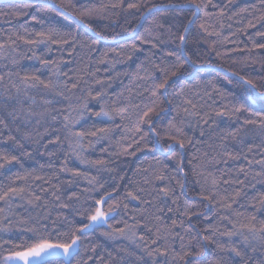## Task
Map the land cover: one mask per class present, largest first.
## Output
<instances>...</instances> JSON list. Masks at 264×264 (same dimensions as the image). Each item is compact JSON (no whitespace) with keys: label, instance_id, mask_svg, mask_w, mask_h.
Here are the masks:
<instances>
[{"label":"snow or ice","instance_id":"6c2138e0","mask_svg":"<svg viewBox=\"0 0 264 264\" xmlns=\"http://www.w3.org/2000/svg\"><path fill=\"white\" fill-rule=\"evenodd\" d=\"M125 3L126 0H116L101 8L114 11L122 9ZM259 3L264 8V0H259ZM34 5H38L37 13L56 14L44 19L37 15L31 17L42 27L47 21L49 27L34 32L25 29L23 34L13 32L6 39H0V59L10 60L15 69L6 75L0 72V143L11 146L7 149L0 147V175L10 172L15 165L23 168L22 158L31 159L37 153L49 157V162L40 165V169L47 168L51 175H37L32 170L24 175L14 174L7 184H0V202L6 205L0 207V264H157L158 260L160 264H178L180 261L188 264V258L202 255L208 243L216 244L218 249L234 258L239 257L243 264H253L254 254L264 253V220H258L256 215L264 212V193L251 198L252 214L233 213L232 210L238 200L246 196L245 186L255 188L249 177L264 180V77L254 80L243 71L215 64L210 58L217 46L215 42L204 53L198 51L199 45L197 49L187 48L192 26L200 21L199 28L206 30L213 17L222 19L226 15L234 6V0H222V6L213 0H167L166 3L136 0L127 3V9L139 12L138 27L111 37L118 46L103 52L97 63L107 65L105 72L108 73L121 63V57L132 60L142 54L144 46L150 45L149 54L140 62L136 73L125 74L137 89L142 87V91L135 92V98H138L135 103L132 89H128V97L123 91L116 93L115 98L109 97L103 88L105 81L95 79L98 72L90 71V64L85 65V70L69 88L68 82L72 77L61 71L63 62L48 58L54 47L61 52L69 46L73 50L86 48L89 59L99 52V42L108 38L102 37L92 28L91 22L86 21L99 14L100 10L79 6V0H27L22 7L13 6L0 11V16H26L27 10ZM210 8L215 11H209ZM247 11V8L240 9L242 13ZM155 13L161 15L148 21V16ZM235 15L237 13H232L228 19ZM141 18L149 23L147 29L140 22ZM68 19L75 20L85 30L83 37L79 31L62 30L63 21ZM261 21H264V13L257 23ZM254 26L249 22L248 27ZM220 27H224L223 23ZM164 33L168 34L167 40L163 38ZM214 34L221 35L222 32ZM257 35L264 37V32ZM255 47L264 49V44ZM22 48L26 51H21ZM156 51L161 53L158 63L155 62ZM202 55L209 59H202ZM146 63L148 67L144 66ZM25 64L29 66L26 68ZM209 69L218 75L205 80ZM42 70H50L47 78H42ZM220 74L230 90L216 86L220 83ZM82 85H87V95L83 94ZM93 85L101 88L94 95ZM170 88L173 89L171 99L168 98ZM77 90L81 91L80 96H75ZM221 100L226 102L220 103ZM97 104L99 110L93 111ZM173 107L175 114L172 119L158 129L160 117L172 112ZM86 116L97 118L104 126L94 125V130L87 132L72 131V126H78ZM116 118L127 120L131 125L126 127L125 139L120 142L127 143V147L116 155H135L129 149L135 146L136 151L142 152L140 145L159 152L161 156L173 153L175 158L178 153L180 161L171 175H165L167 165L151 175L146 168L137 169L145 175L142 186L130 181L105 191V184H101L97 176L88 175L78 167H68V161L75 157L80 165L95 169L98 174L114 171L109 168L113 154L108 147L101 149V155L108 153V159H88L86 153L99 143L110 140L113 127H119L115 124ZM41 128L43 132L39 131ZM61 130L67 133L63 139L59 134ZM4 131L8 132L7 136H4ZM188 131L193 135L189 136ZM49 136L51 140L46 139ZM85 139H88L87 145L84 144ZM257 139L260 141L258 152L257 147L249 143ZM194 140L205 151L199 153L197 149L198 154L188 161L193 174L199 175L197 168L205 165L219 167L242 160L244 163L235 169L234 177L231 169H221V181L213 180L212 191L202 188L197 195L189 197L185 192L188 173L183 160L188 147H196ZM65 141L69 150L63 153V160L59 159L57 151H48L49 146H63ZM246 144L248 147L245 149ZM32 145L35 147L31 151L24 150ZM17 151L20 155L12 154ZM254 168H259V171H253ZM62 174H70V179L53 183ZM225 175L229 179H223ZM81 177L87 180L88 186L71 191L68 186L75 185ZM123 179L125 177H121ZM165 180L168 181L165 186H156V182L163 184ZM221 183L235 186V191L221 195L217 190ZM121 187L124 189L122 196L118 192ZM177 187L184 196L183 207L179 202L180 196L176 195ZM100 192L103 195H99ZM224 192L227 193V187ZM114 193L117 198H114ZM169 198L174 208L168 206ZM197 199L205 210L209 205H217L218 214L220 211L227 214L219 215L215 224L208 223L209 218L205 216L202 223L206 226L201 229L198 223H193L204 215L203 211L193 210ZM134 203L139 211L129 208ZM156 203L162 207L157 208ZM153 208L155 211L149 212ZM129 211H134V214L129 216ZM53 212L56 213L54 217ZM169 215L175 218L171 219V224H166ZM117 216L121 219L117 220ZM162 217L166 226H159ZM193 232L195 236L191 235ZM197 237L203 246L198 252H193L192 245ZM224 237L229 241L227 245L217 242L218 238ZM233 237H239V243H232ZM177 240L180 241L179 250L174 247ZM108 242L118 246L107 252L105 259L104 254L97 253L106 248ZM241 246H246L248 251H241ZM214 264H221V261ZM258 264H264V258L259 259Z\"/></svg>","mask_w":264,"mask_h":264},{"label":"trees","instance_id":"16d2710c","mask_svg":"<svg viewBox=\"0 0 264 264\" xmlns=\"http://www.w3.org/2000/svg\"><path fill=\"white\" fill-rule=\"evenodd\" d=\"M27 0H0V11H7L12 9L13 6L22 7ZM116 0H79V6H88L94 7L99 11V14L94 15L90 18L92 28L95 29L96 32L101 33L102 37H106L108 39L101 40L98 44L99 52L92 54L91 59H89L88 50L86 48H77L73 50L70 46L63 49V52L56 49L54 47L53 52L48 57L49 59H54L57 61H62L60 67L61 71L67 73L72 80L68 82V87L71 88V83L75 82L81 75V73L85 70V65L90 64L91 68L90 71H97L98 75L95 79L105 81L103 88L107 91L108 96L111 98H115L116 93L123 91L124 96L128 97L130 95L128 89H132L131 95L134 97L133 103L137 102L138 98H135L136 91H142V87L137 89L135 83L130 82L129 75L135 74L138 65L141 61L145 60V57L149 54L150 45H146L143 48L142 54L137 57H134L132 60H127L124 57H121V63L116 64L114 70L110 69L108 73L105 72V67L107 65H100L97 61L101 58L103 52L107 51L111 47H117L115 43L111 40L113 36H120L127 32H130L131 29L138 27L137 25V18L139 17V12L132 9H127V3L136 2V0H126L124 7L122 9L112 10H105L102 9V5H108L115 3ZM149 3L156 2V3H166L167 0H148ZM213 3L221 4L222 0H213ZM38 5H34L32 8L28 9V14L26 16H0V39H6L10 36L13 32H19L23 34L24 30L27 29L29 32L34 31H41L46 30L49 27L47 21H45L43 27L33 21L31 17L33 15H37L38 18L44 19L45 16L48 18L55 17V13H37ZM247 8V12H240V9ZM209 11H215V9L210 8ZM232 13H237V15L233 16L231 20L228 19L229 16H232ZM261 13H264V8L260 7L259 0H234V6L226 13V15L221 19L219 17H213L209 22L206 30H201L199 28L200 21L197 22L196 25L192 26L190 30V35L187 41V48L188 49H197V45H199L198 51L204 53L205 51L209 50L213 46V42L217 45L215 51L211 52V60L215 64H222L225 68H233L236 71H243V74L249 76L254 80H259L260 78L264 77V49L257 48L255 45L257 44H264V37L257 35V33L264 32V21L257 23V19L261 16ZM161 14L155 13L154 15L148 16V21H152L154 19L159 18ZM59 19V18H58ZM141 23L144 24V28L147 29L149 27V23L144 21L142 18L140 20ZM249 22H251L254 27H248ZM221 23H223L224 27L221 29ZM64 27L63 31H71L73 33L79 31L81 36L83 37L85 34V30L78 26L77 22L72 19L64 20L63 21ZM230 25V27H229ZM167 27V25H166ZM175 31V29H173ZM143 32V29L140 30ZM222 32L221 35H215L214 33ZM210 33H213L210 35ZM140 34V33H137ZM90 35V34H89ZM146 35V33H145ZM153 35H158V33H153ZM163 38L165 40L168 39V34L164 33ZM227 38V39H226ZM121 43H131V41H121ZM178 43V41H177ZM172 48H175V44H172ZM165 51L168 49H164ZM21 51H26V49L22 48ZM221 53L220 56H217L216 53ZM128 53H125L127 56ZM161 53L160 51H156L155 55V62H160ZM202 59H209L208 56L202 55ZM111 59V57H109ZM233 61L236 63L233 64ZM66 64V67H65ZM29 65L25 64L27 68ZM148 67L146 63L144 65ZM36 67H39L37 64ZM10 70H15L9 61H5L0 59V72L3 74H7ZM43 77L47 78L49 76L50 70H42ZM209 74L204 76L205 80H212L218 74L213 70H208ZM129 75H125V74ZM119 74V76L117 75ZM142 74V73H141ZM111 77L112 79H109ZM160 79L162 80L163 77L161 76ZM220 83L217 84V87L223 88L225 91L230 90L227 86V82L224 80L222 74L219 75ZM63 84L64 81L61 80ZM89 84L92 83L91 80L88 81ZM188 83V82H184ZM83 87V94L87 95V85H82ZM101 88L99 86L93 85V95L96 91H100ZM173 89H169V96L168 98H172ZM81 91L77 90L75 92V96H80ZM226 101L221 100L220 103H225ZM95 103V102H93ZM111 103V100H109ZM161 107H165L161 105ZM99 105L97 104L93 111H98ZM78 114V113H77ZM175 114V108L173 107V111L167 113L160 117V120L157 122V127L162 128L163 126L167 125L169 120L172 119V116ZM135 118L133 117V120ZM115 124L119 127H113V132L111 134L110 140H105L104 142L99 143L94 149H88L86 156L88 159L96 160V159H108V153H104L103 156L101 155V149L108 147L109 152L113 155L111 156V162L109 164V168L113 169L114 171L109 173L107 171L103 173H97L95 169H91L86 165H80L79 161L72 157L71 160L68 161L69 168H79L81 171L85 172L91 176H97L100 180L101 184H105V191H111L112 187H116L117 184H128L130 181H135L138 186H142V182L145 179V175L142 171H137V169H148L149 175L153 172H159L161 169L167 165L168 171L165 175H171L174 169V166L180 161V156L178 153L175 154V158H173V153H169L167 156H161V154L151 148H144L143 145H140V148L143 151H136L135 146L129 149L130 152H135V155H119L121 150L127 147V143H120L123 139H125V129L126 127L131 126L130 123L125 120L121 121L119 118H116ZM95 127H103L104 125L100 123L97 118L91 117L89 118L86 116L81 122H79L78 126H72V131H90L94 130ZM39 131L43 132V129H39ZM4 136L8 135L7 131H4ZM61 138L63 139L66 132L61 130L59 133ZM187 134L192 136L193 133L188 131ZM198 136V132L196 133ZM46 139L51 140L52 137L49 136ZM88 139L84 140V144L87 145ZM130 143V141H128ZM196 144V147L189 146L187 152L185 153L183 163L186 165L185 171L188 173V186L185 189V192L189 197L197 195L202 188L212 191L213 190V180L221 181L220 171L221 169H231L233 177L235 176V169H238L244 161L238 163L229 162L228 165H220L216 167L214 165H205L203 168L198 167L197 172L200 173L199 175L193 174L192 166L188 165V161L191 159L193 155H197V149H199V153H203L205 148L201 147L195 140L193 141ZM252 143L254 147H257V152L259 151L260 141L259 139L255 141H249ZM0 147L3 148H10L11 146L5 143H0ZM35 145L31 147L26 146L25 151H31ZM248 145H245V149ZM68 149V142L65 141L63 146H49L48 151H57L60 160L64 159L63 153L67 152ZM43 151V148H41ZM235 151V149H233ZM14 155H20V152H12ZM251 158V157H250ZM256 158H259L258 155ZM159 161V163H157ZM49 162V157L47 155L41 156L39 153L31 159L28 157H23L21 163L23 164V168L20 165H15L11 167L10 172H4L0 175V184H7L9 182V178L14 174L19 173L20 175H24L27 171L35 170V174L37 175H44L45 177L51 175V172L44 168L43 170L40 169V165H46ZM203 164V161H201ZM58 164V162H57ZM253 171H259V168H254ZM121 177H125V179L121 180ZM179 178V177H177ZM243 179V176L240 177ZM70 179V174H62L58 180H53V183H59L60 181H67ZM223 179H229L227 175L223 177ZM250 183L255 185V188L245 186L243 191L246 193V196L242 199L238 200L237 205L233 207L234 212H243L245 214H252L253 208L251 204L252 197H258L261 193H264V180L259 178L252 179L249 177ZM31 182V181H29ZM168 183L167 180L161 184L160 182H156L157 187H163ZM175 183V181H173ZM111 185V187H108ZM88 186L87 180L84 178H78L76 184L71 187V191H78L86 188ZM227 187V193L224 192V188ZM221 195H226L228 193H232L235 191V186H225L221 183L219 189H217ZM176 195L180 196V205L183 207L184 205V196L181 195V190L179 187L176 188ZM118 192L122 196L124 193V189L121 187L118 189ZM99 195H103V192H100ZM114 198L116 194H113ZM96 198H99L97 196ZM147 198V197H146ZM218 198V197H217ZM112 201L110 200L109 203ZM155 203V202H154ZM240 205H244V207H240ZM168 206L175 207L171 203V198L168 200ZM0 207H6L2 202H0ZM156 207H162L161 204L156 203ZM130 209L135 211H139L137 204L129 205ZM217 205H209L208 210L204 209V205L200 203L197 199L194 201V211H203L204 215H202L199 219L193 220L194 224H199V227L203 229L206 225L202 223L205 216L209 218L208 223L215 224L218 221L219 215H225L227 213L220 211L219 214L217 212ZM155 208L149 209V212H154ZM165 213H167V208L164 209ZM35 214V213H33ZM134 211H129L128 215L132 216ZM56 215L55 212L52 213L54 217ZM257 219L264 220V212H257ZM175 218L171 215L168 216L166 224H171V219ZM15 219V218H14ZM117 220L121 219L120 216L116 217ZM154 221V217L152 218ZM164 218H161V225L159 226H166L163 222ZM131 223V221H129ZM152 225H149L151 227ZM155 231V229H153ZM192 236H195V233H191ZM7 239V236H4ZM187 240L188 237H185ZM239 237H233L232 243L236 244L239 243ZM218 243H222L227 245L229 243L226 237L218 238ZM180 241L177 240L174 247L179 250ZM118 245L112 244L108 242V246L101 250L100 253L97 255L104 254V258L107 259V252L112 251L113 248L117 247ZM203 245L199 242V238L197 237L196 241L193 242L192 251L198 252ZM257 247H259L257 245ZM241 251H248L246 246H241ZM248 257L245 256V259ZM264 258V253H256L254 254V261L253 264H258L259 259ZM221 261V264H243L239 257H233L226 251H222L217 248L216 244L208 243L207 248L200 256H192L188 258V264H214L215 261ZM157 264H160V261H157ZM178 264H184V262L180 261Z\"/></svg>","mask_w":264,"mask_h":264}]
</instances>
